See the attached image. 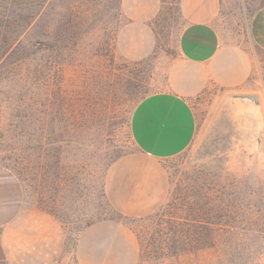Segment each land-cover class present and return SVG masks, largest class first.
Masks as SVG:
<instances>
[{
  "label": "rangeland",
  "instance_id": "obj_1",
  "mask_svg": "<svg viewBox=\"0 0 264 264\" xmlns=\"http://www.w3.org/2000/svg\"><path fill=\"white\" fill-rule=\"evenodd\" d=\"M218 2L221 40L248 51L261 75L264 54L251 48L248 26L264 0ZM119 3L0 0V166L19 179L26 217L9 235L53 219L63 234L58 254L72 264L79 234L113 220L132 236L116 264H264L260 76L255 92L210 87L191 99L195 138L161 161L168 188L157 211L129 219L107 201V170L136 150L131 113L138 98L168 89L185 25L179 0H160L154 53L127 62L114 52L126 22Z\"/></svg>",
  "mask_w": 264,
  "mask_h": 264
},
{
  "label": "crops",
  "instance_id": "obj_2",
  "mask_svg": "<svg viewBox=\"0 0 264 264\" xmlns=\"http://www.w3.org/2000/svg\"><path fill=\"white\" fill-rule=\"evenodd\" d=\"M218 8V0H179L185 25L177 58L169 67L168 89L146 95L136 104L129 122L136 150L111 164L105 177L107 201L126 218L146 217L164 203L168 182L161 161L186 151L195 138L192 98L210 87L255 92L252 86L258 76L264 83V65L259 75L248 51L221 40L214 26ZM159 9L160 0H120L126 22L115 34L118 57L139 62L154 53L152 23ZM248 38L251 48L264 54V6L251 16ZM23 201L19 179L0 166V264H68L58 254L64 248L63 234L53 219L26 235H9L11 229L23 230ZM118 226L113 220L88 225L73 243L72 264H116L117 251L132 238Z\"/></svg>",
  "mask_w": 264,
  "mask_h": 264
},
{
  "label": "trees",
  "instance_id": "obj_3",
  "mask_svg": "<svg viewBox=\"0 0 264 264\" xmlns=\"http://www.w3.org/2000/svg\"><path fill=\"white\" fill-rule=\"evenodd\" d=\"M141 99H143V97H142V98H138V102H139ZM138 102H137V103H138Z\"/></svg>",
  "mask_w": 264,
  "mask_h": 264
}]
</instances>
